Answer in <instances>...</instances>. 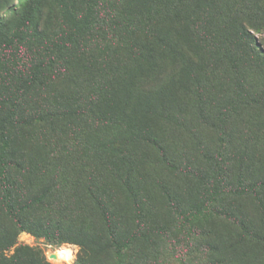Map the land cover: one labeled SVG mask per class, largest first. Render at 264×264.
Returning a JSON list of instances; mask_svg holds the SVG:
<instances>
[{
    "label": "rangeland",
    "instance_id": "obj_1",
    "mask_svg": "<svg viewBox=\"0 0 264 264\" xmlns=\"http://www.w3.org/2000/svg\"><path fill=\"white\" fill-rule=\"evenodd\" d=\"M30 1L13 0L15 11L0 12L2 28L11 34V40L2 41H7L3 59L10 64L17 63L20 56L26 62L34 60L31 66L19 68L25 78L22 82H17L15 71L10 76L0 74V94L21 95L10 121L5 119L12 107L9 102L0 101V132L4 133L11 161L6 165L5 175L10 183L11 199L32 195L49 179L55 180V186L47 206L27 210L22 216L24 223L53 221L67 213L70 225L79 224L90 233L100 231L87 187L91 186L93 192L112 193L116 203L123 205L125 190L118 179L124 174V168H118L114 176L107 167L122 152L125 157L135 159L128 176L143 207L140 223L149 230L159 226L162 233L91 260L75 245L54 244L22 231L16 244L3 252L4 257L10 259L19 246H27L35 262L41 264H210L209 259L214 255L198 251L196 237L188 236L189 226L195 233L210 229L218 239L225 240L231 235V228L206 209L210 202L214 206L224 201L239 207L248 220L256 219L249 194L225 186V183L236 185V175L233 162L226 168L216 157L220 130L225 137L221 155L232 154L234 149L246 144L253 155L248 163L250 169L264 167V147H261L264 138L256 136L252 143L245 137L254 130L264 135V72L255 66L252 55L240 57L244 61L233 64L232 57L238 58V53L229 55L226 42L221 43L228 35L225 33L233 15L231 7L246 5L250 0L199 3L197 0H153L158 23L150 15L125 17L123 12L128 5L125 0H43L31 17L22 19L37 8ZM259 10L264 11V0ZM28 20L30 23H26ZM238 21L245 25L246 32L264 54V19L255 29L242 14ZM183 25L192 27L203 40L214 41L203 53L208 69L201 95L184 98L179 123L157 122L156 128L170 156L181 166L188 165V170L182 167L171 170L157 163L154 157H148L153 148L147 143L137 141L123 132L124 129L100 123L93 112L83 113L81 108L69 117L30 125L15 123L31 111L58 110L63 95L71 100L80 93L83 104L94 93L70 57L126 63L130 51L151 38L153 28L162 26L172 31ZM48 58L53 62L51 66L46 64ZM179 66V62L163 58L151 77L137 83L138 89H158ZM194 171L200 175H194ZM160 186L169 192L182 213L187 214L185 217L172 210ZM117 224H130L129 218ZM11 226L10 218L0 211V232ZM63 250L69 252L68 257L60 258L56 254ZM217 256L227 263L235 260L236 264H247L253 260L255 264H264V253L258 249L238 257L222 249Z\"/></svg>",
    "mask_w": 264,
    "mask_h": 264
},
{
    "label": "trees",
    "instance_id": "obj_2",
    "mask_svg": "<svg viewBox=\"0 0 264 264\" xmlns=\"http://www.w3.org/2000/svg\"><path fill=\"white\" fill-rule=\"evenodd\" d=\"M42 1L31 0L30 2L37 8L22 19L31 17L33 12L38 10ZM125 1L128 4L123 12L125 17L144 18L150 15L154 22L158 23L153 0ZM197 1L198 3L203 2L202 0ZM260 2L261 0H250L246 5L231 7L233 15L227 28L228 33H225L228 35L227 38L222 39L221 43L225 45L224 42H226L229 55L233 53L234 56L235 52L238 53V58L232 57L233 64L239 63L241 60L244 61L242 58L252 55L255 57L253 58L255 66L264 72V54L246 32L245 25L238 21L239 14H242L246 17L251 28L255 29V26L262 25L264 11L259 10ZM12 3L13 0H0V12L13 9ZM153 8L154 12L151 13ZM26 23H30V20ZM10 35L6 29L2 28L0 21V47L3 48L0 50V74L10 76L15 71L17 72V82H22L25 78L21 75L19 68L31 66L34 60L26 62L20 56L17 63L10 64L3 59L7 41H2L4 38L11 40ZM150 36L151 38L147 39L146 44L130 51L126 63H119L114 59L102 61L84 59L77 55L74 56L75 58L70 57L71 62L77 64L80 73L84 75L85 82L90 85L94 93L83 104L79 99L80 93H76L71 100L63 95L61 97L62 105L58 110L31 111L15 123L30 125L47 119L69 117L78 113L77 111L81 108L83 113L93 112L100 123L124 129L123 132L125 131L137 141L147 143L153 148V152L148 157H154L157 163L163 164L171 170H178L179 167L188 170V165L181 166L170 156L159 137L156 123L171 125L179 123L184 107V98L191 94L198 97L201 95L208 69V60L203 53L206 52L207 46L214 44V41L203 40L188 25H183L179 30L172 31L169 28L156 26L152 29ZM163 58L170 62H179L180 66L177 72L158 89L140 91L137 83L151 77L159 68ZM46 61L49 66L53 64L49 58ZM32 71L33 68L27 73L28 77ZM31 77H35V72ZM14 86L18 88L17 84ZM20 97L21 95L17 93L14 94V97L5 92L0 94V101L9 102L12 107V111L6 116V121L12 119L11 116L20 102ZM9 117L11 118L8 119ZM5 120L1 123L4 124ZM0 133L2 142L0 145V211L12 221V226L9 229L0 232V264H41L35 262L36 259L27 246H19L15 255L10 259L4 257L3 252L16 244L17 237L22 231L29 232L36 238L52 241L54 244L75 245L91 260H97L98 257L110 251L125 249L136 241L147 240L152 234L162 233L159 226H154L149 230L140 223L143 207L137 193H134L128 176V171L133 166L135 159L125 157L122 152H119L120 156L116 157L115 163H110L107 167L114 176H116L118 168H124V174L118 179L125 190L124 204L118 205L112 193L93 192L91 186L87 187V194L98 219L100 231L90 233L79 224L70 225L67 223L69 220L67 213H62L53 221L24 223L22 216L27 210L41 209L47 206V199L55 186V180L49 179L38 188L37 192L26 198L11 199L10 183L5 175L6 165L10 161L6 149L8 144L5 143L4 133ZM256 136L264 138V135L257 130L245 137L253 143ZM219 138L220 146L216 153L218 162L221 166H227L226 168L233 162V171L236 175V185L225 183V186L227 188L234 187L237 192L249 194L248 196L254 202L256 219L254 222L248 220L239 207L228 205L224 201L214 206L210 202L206 209L213 216L221 218L225 226L231 228V235L225 240L218 239L212 235L213 231L210 229H202L195 233L193 227L189 226L188 236L196 237L198 251L214 255L209 259L210 264H236L235 260L229 263L224 262L217 256L218 252L223 249L234 257L243 255L251 249H258L264 253V167L259 169L257 166L258 168L250 169L248 163L253 155L250 154L246 144L239 149H234L232 154L221 155L225 142L223 130H220ZM263 145L261 147H264ZM101 162L105 164L103 159ZM17 165L16 163L15 167ZM193 174L200 175L196 171ZM160 188L172 210L185 217L187 214L182 213V209L175 204L169 192L163 186ZM125 217L129 218L130 224L118 225L117 222L122 221ZM82 264H86V262H82ZM247 264H255V261L250 260Z\"/></svg>",
    "mask_w": 264,
    "mask_h": 264
},
{
    "label": "bare ground",
    "instance_id": "obj_3",
    "mask_svg": "<svg viewBox=\"0 0 264 264\" xmlns=\"http://www.w3.org/2000/svg\"><path fill=\"white\" fill-rule=\"evenodd\" d=\"M56 254L60 257V258H66L69 256V252L66 251V250H63V251H58L56 252ZM68 259V258H67Z\"/></svg>",
    "mask_w": 264,
    "mask_h": 264
}]
</instances>
